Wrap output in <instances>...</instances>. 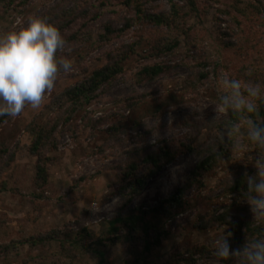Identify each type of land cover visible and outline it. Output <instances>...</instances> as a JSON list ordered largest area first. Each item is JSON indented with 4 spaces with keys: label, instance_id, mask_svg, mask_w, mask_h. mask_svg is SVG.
I'll return each instance as SVG.
<instances>
[{
    "label": "rangeland",
    "instance_id": "1",
    "mask_svg": "<svg viewBox=\"0 0 264 264\" xmlns=\"http://www.w3.org/2000/svg\"><path fill=\"white\" fill-rule=\"evenodd\" d=\"M141 1L146 14L171 10L169 0ZM196 1L195 11L175 17L173 28L184 31L176 34L178 45L161 51L165 27L137 16L120 0H0V34L19 30L31 17L45 19L50 10L51 15L89 11L69 22L59 19L63 29L56 22L66 41L57 57L72 61L71 72L58 73L39 108L26 105L19 116L0 122V264H191L188 258L195 264H227L214 255L216 239L227 237L230 251L252 243L236 248L228 226L198 225L209 221L204 216L211 210L221 212L220 204L232 202L245 207L242 217L257 224L249 199L235 201L223 185L241 168L258 172L259 150L244 137L239 139L245 147L236 148L237 139L225 127L234 119L217 115L215 106L224 73L247 81V67L258 64L264 72V8L253 11L250 0H241L242 16L232 7L234 0ZM108 23L123 31L104 39ZM122 54L121 72L69 114L64 90ZM153 64L163 72L153 79L141 74ZM53 116L68 120L58 123L51 144L40 152L47 172L42 183L36 181L37 156L29 151L33 136L27 127ZM161 147L169 152L168 163L153 176L140 166L137 174L145 182L130 195L123 179L127 164L141 159L139 151ZM205 158H211V168L192 174ZM178 189L180 204L167 206L163 214L142 213ZM130 214L142 216L136 230L118 223L109 231L112 219Z\"/></svg>",
    "mask_w": 264,
    "mask_h": 264
},
{
    "label": "clouds",
    "instance_id": "2",
    "mask_svg": "<svg viewBox=\"0 0 264 264\" xmlns=\"http://www.w3.org/2000/svg\"><path fill=\"white\" fill-rule=\"evenodd\" d=\"M19 24L20 21H17ZM66 41L54 24L31 17L19 30L0 34V117H17L26 105L37 109L52 91L58 73H70L72 61L57 57ZM217 115L235 117L225 125L227 135L237 139L236 148L245 147L240 137L259 150L256 176L249 177V203L258 225H264V121L258 112L264 106V82L221 77ZM223 137V133H222ZM214 255L221 260L242 257L241 264H264V238H258L242 251H230L224 235L214 242Z\"/></svg>",
    "mask_w": 264,
    "mask_h": 264
},
{
    "label": "trees",
    "instance_id": "3",
    "mask_svg": "<svg viewBox=\"0 0 264 264\" xmlns=\"http://www.w3.org/2000/svg\"><path fill=\"white\" fill-rule=\"evenodd\" d=\"M125 6L134 9L137 16H142L145 20L148 19L153 25L157 27H165V29L161 28L166 33V43L161 46L159 50L164 51H171L178 45V38L176 34L183 33L184 31H179L174 29L173 27L176 26L175 24V17L180 15V13L185 14L189 10H196V0H178L183 3V5H179L177 2L173 0L170 1L171 10L168 15L160 14H146L141 4V0H120ZM12 2V1H11ZM241 0H234V5L236 10L244 16V9L240 6ZM249 8L253 11H259L264 8V0H250ZM51 11L45 13V19L54 24L56 26V22L59 24L60 29H63V24L60 25L58 20H64L65 22H69L73 18H77L78 16L88 15L89 11L87 9L82 10L81 12H77L76 9H66L61 10L62 12L55 13L51 15ZM229 16L233 17L234 21L239 22V19L236 15L231 13V11H225ZM239 27L241 21L238 23ZM105 34L103 35L104 39H107L109 36H115L117 33L122 32L123 29H117L112 27L110 23L104 26ZM175 33V36L171 37L168 35H172ZM165 48V49H164ZM124 54V53H123ZM121 55L117 61L109 64L101 69H97L92 72L91 76L88 80L83 81L79 84L74 86H70L64 90V94L68 99L69 110L68 113L71 114L77 109L81 108L84 104H88L90 100L94 97V91H96L100 85L106 82L108 79L113 77L115 74L121 72L122 68L120 66V62L125 59L124 55ZM164 67L159 64L153 65H146L140 69L141 74L146 76L149 79H153L158 76L161 72H163ZM245 67H243V71ZM245 73L249 74L246 80H252L257 82H264V72L260 69L259 65L256 64L251 68L247 67L244 71ZM243 72L240 74V76ZM201 77H205L203 73L200 74ZM252 76V77H251ZM258 116L261 121H264V106H261L258 112ZM0 117V122L5 118ZM61 117V116H60ZM232 117V116H231ZM68 120V117L59 118V116H53V118L49 121H45L41 124H34L31 123L27 127V131L33 136V140L31 145L29 146V151L37 156L36 162V181H41L44 183L47 178V172L45 169L44 160L41 158L40 152L47 146L51 144V139L56 126L61 120ZM235 119V117H232ZM192 147L189 145V150L191 151ZM141 159L134 160L127 164V171L123 172V179L126 181L124 187L128 189L129 194L134 195L137 193L140 188L144 184V178L137 174V170L140 166H146L148 173L152 174V176L160 171V168L165 166L169 161V152L167 151L166 147H161L158 151H148V152H138ZM212 161L211 158H205L200 163L196 165L192 174L199 176L201 171L207 170V168H211ZM257 172H253L247 168H241L235 175L234 179L230 183H224L223 188L226 192L234 194L235 201L237 198L246 200L249 194V187L247 184V180L249 177L256 176ZM2 188H5L4 184H2ZM131 197V196H130ZM181 198V190L178 189L173 195L165 200L158 201L156 206H151L148 209L144 210L142 213L147 212H155L158 214H163L167 212V206L172 207L180 204ZM222 206V211L219 212L220 208L216 207L215 209L211 210L207 216L209 221L204 222L203 224L198 225L199 228L207 227V222L210 224L216 225H226L228 226V231L230 232L229 240L231 245L238 248L244 246L246 242H253L258 238H264V225L255 224L252 220L244 219L242 217L243 213L246 212L245 207H240L239 204L236 202H232L230 204H220ZM235 212V216L232 217L230 214ZM142 216L139 214H130L126 217L124 216H116L109 222V231H116L118 223H122L125 225L129 230L134 231L136 230V224L138 221H141ZM149 225L147 222L142 223L143 230H147ZM44 237H38L36 241H42ZM158 244L159 239L155 237V243ZM145 250L150 249V241H147L144 245ZM242 257H230L228 260H223V262L227 264H241ZM188 263L195 264L193 259H186Z\"/></svg>",
    "mask_w": 264,
    "mask_h": 264
}]
</instances>
